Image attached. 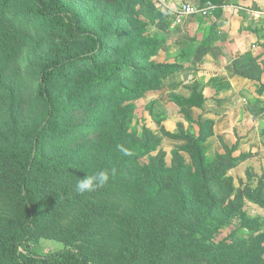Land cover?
<instances>
[{"label": "trees", "instance_id": "obj_1", "mask_svg": "<svg viewBox=\"0 0 264 264\" xmlns=\"http://www.w3.org/2000/svg\"><path fill=\"white\" fill-rule=\"evenodd\" d=\"M85 3L0 0V195L13 204L0 217V264H263L259 218L249 219L254 230L246 236L236 228L221 236L247 219L245 200L264 208V190L235 187L228 170L243 155H208L214 120L200 121L195 135L161 126L162 135L185 141L170 164L160 136L131 129L132 101L179 69L152 59L164 40L148 25H169L166 15L154 0ZM24 53L33 57L22 71ZM174 98L198 108L205 100L200 92ZM105 169L116 170L107 185L76 192L77 179ZM111 187L129 191L133 203L118 221L123 245L113 261L83 243L112 220L88 203ZM74 205L77 217L65 226L64 209ZM41 236L64 245L39 253L32 244Z\"/></svg>", "mask_w": 264, "mask_h": 264}, {"label": "rangeland", "instance_id": "obj_2", "mask_svg": "<svg viewBox=\"0 0 264 264\" xmlns=\"http://www.w3.org/2000/svg\"><path fill=\"white\" fill-rule=\"evenodd\" d=\"M69 1L84 9L85 2L89 0ZM154 1L158 7L159 4H162L161 0ZM231 3L233 2L226 0L227 5ZM181 4L182 2L175 1L174 5L164 7L165 9L162 10L169 25L165 26L159 21L148 25L149 35H155L164 40L162 49L156 56H153V61L175 63L179 66V69L168 75L159 89L149 90L142 97L132 101L135 116L131 129L136 130L139 134L142 127L145 126L155 135L160 136L161 143L158 149L165 152L167 164H170L172 152L178 150L176 146L185 143V141L162 135L160 127L162 126L171 133L179 134V129H181L183 134L195 135L198 132L200 121L212 119L214 120L212 125L213 135L206 141L208 155L214 157L216 153H224L226 159L230 156L239 157L243 155L244 158L239 160L235 167L228 170V175L232 177L235 187H244L245 185L256 187L258 183H261L264 190V26L254 28V31L256 29L257 40L249 45L250 49H254L256 45L261 46V52L257 56H252L250 50H247L244 53V56L247 54L246 58L242 55L238 61L233 62L237 75L249 80L248 83H257L256 100L254 102H244L245 100L241 99L243 98L242 92L238 88L232 93L229 92L231 90H228V88L231 85L229 82L223 81L221 75H216L218 70H215V68L207 69L204 64V66H201L199 62L194 60L201 50L205 51L204 48H207L208 38L205 33L200 38L198 28L193 32L188 30V22L193 21L198 23L199 26L214 11L202 17H195L196 15L185 16L180 23H176L173 11L179 9ZM218 8L221 7L218 6ZM250 16L253 20H258L255 14ZM258 32H260V35ZM221 50L223 51V48ZM180 55H184V60L180 59ZM32 57V54L24 53L16 65H19L21 70L24 71L28 63L32 61ZM224 59L227 60L226 57ZM200 70H206L203 71V76L199 74ZM25 85H27V82ZM192 92H200L205 96V100L206 98H213L214 102L217 100L220 102L217 107L213 106V110L209 109L205 103H203L202 108L181 106L174 98L175 96L189 97ZM226 98L229 101L223 102ZM245 111L247 112L246 119H249L248 122L251 121V125H245L246 121H243ZM187 114L192 118V121L188 120ZM250 128L251 131L253 130L252 132ZM246 130L247 132L244 134ZM226 148H228L227 150L230 149L229 152ZM180 153L188 161L187 153L184 151H180ZM143 161L147 162L148 157L146 156ZM129 193L127 190L111 187L91 195L88 199L89 204L101 206L110 211L112 220L105 223L94 237L83 243L90 251L99 252L111 261L119 256L123 245V232L118 225V221L133 209ZM12 208L11 200L4 195H0V217L9 216ZM243 211L247 219L241 223L236 222L233 226L227 228L221 236H225L233 228H236V235L238 236H246L253 232L254 226L250 225V218H259L260 224L258 225L264 226L261 220L264 219V208L245 200ZM77 212V205L64 209L65 226L69 223L68 221L76 219ZM63 245L64 243L60 240L41 236L34 240L32 248L39 253H47L61 249ZM262 245H264V242ZM261 260L264 264V253Z\"/></svg>", "mask_w": 264, "mask_h": 264}, {"label": "crops", "instance_id": "obj_3", "mask_svg": "<svg viewBox=\"0 0 264 264\" xmlns=\"http://www.w3.org/2000/svg\"><path fill=\"white\" fill-rule=\"evenodd\" d=\"M161 1L162 4H159V7L156 3V6L161 12L165 9L164 7H171V5H174L175 1H180L182 3L186 2L185 0ZM230 1L233 3L229 5L226 4V0H222L221 4L216 3L217 7L213 10L214 12L212 11L213 13L206 19L205 22L203 21L199 24V26L198 23H194L193 21L188 22V30L193 32L196 28H198L200 33L199 37L201 38V36L205 33L208 38L207 48H204L205 51L201 50L198 55H196V59L194 60L199 62L201 66L205 65L207 69L211 70L212 68H215V70H218L216 75H221L223 81L230 83L231 87L228 88V90H231L229 91L230 93L238 88V90L242 92L243 98L241 99L245 100L244 102H254L256 100L255 91L257 83H248L249 80H245L246 78L243 79L240 75H237L234 70L233 62L238 61L242 55L246 58L247 54L244 56V53L247 50H250L252 56H257L258 53L261 52V46L256 45L254 49H250L249 45L251 42L257 40V34L255 32L256 29L254 31V28H259L261 25L264 26V17L257 16L258 20H253L250 15L255 14L256 11H264V0ZM189 2L192 4L204 3V1L201 0H189ZM218 6L221 8H218ZM197 16L200 15H196L195 17ZM207 29H209V31H207ZM258 34L260 35V32H258ZM221 48H223V51ZM225 57L227 60L224 59ZM203 71L206 70L199 71L201 76L204 74ZM227 101H229L228 98L224 99L223 102ZM219 102V100L214 102L213 98H206L204 101L209 109H213V106L217 107ZM252 106L254 107L255 105L253 104ZM246 114L247 112L245 111L243 121H246L245 125H251V121L248 122L249 119H246ZM246 132L247 130L244 131V134H246Z\"/></svg>", "mask_w": 264, "mask_h": 264}, {"label": "clouds", "instance_id": "obj_4", "mask_svg": "<svg viewBox=\"0 0 264 264\" xmlns=\"http://www.w3.org/2000/svg\"><path fill=\"white\" fill-rule=\"evenodd\" d=\"M121 152L124 155H130L131 153L121 146ZM115 169L111 170V173L108 170H101L96 172L92 175H86L82 179H77L76 183V192L78 194H85V193H92L97 191L98 189L103 188L105 185L108 184L111 177L115 176Z\"/></svg>", "mask_w": 264, "mask_h": 264}, {"label": "built area", "instance_id": "obj_5", "mask_svg": "<svg viewBox=\"0 0 264 264\" xmlns=\"http://www.w3.org/2000/svg\"><path fill=\"white\" fill-rule=\"evenodd\" d=\"M185 1L186 2L182 3L179 9L173 11L175 16L174 21L176 23H180L185 16H206L217 7L216 4L212 3L211 1H206L203 4H192L189 2V0ZM255 15L258 17H264V11H256Z\"/></svg>", "mask_w": 264, "mask_h": 264}]
</instances>
